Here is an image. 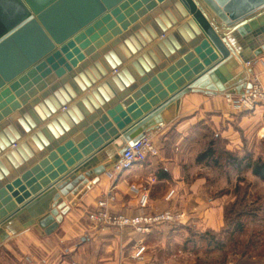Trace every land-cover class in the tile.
Wrapping results in <instances>:
<instances>
[{
    "label": "water",
    "instance_id": "obj_1",
    "mask_svg": "<svg viewBox=\"0 0 264 264\" xmlns=\"http://www.w3.org/2000/svg\"><path fill=\"white\" fill-rule=\"evenodd\" d=\"M184 42L193 49L185 53ZM175 50L184 57L116 103L115 95L135 89L133 79L142 84L155 64L165 67V56L174 60ZM263 53L264 0H0V244L30 226L53 232L127 145L168 121L164 110H177L189 92L251 88L246 73L232 80L242 70L237 63ZM85 117L90 125L26 170L33 153L42 157ZM14 169L21 177L1 185Z\"/></svg>",
    "mask_w": 264,
    "mask_h": 264
},
{
    "label": "crops",
    "instance_id": "obj_2",
    "mask_svg": "<svg viewBox=\"0 0 264 264\" xmlns=\"http://www.w3.org/2000/svg\"><path fill=\"white\" fill-rule=\"evenodd\" d=\"M145 15H150V11ZM141 19L142 17L138 18L136 23ZM186 19L187 17H184L181 21ZM181 21L171 29H175ZM155 41L142 47L139 52L151 47ZM183 47L186 49L185 53L193 49L186 42L183 43ZM175 53L174 60H169L166 56L161 60L166 63L164 68H159L155 64L156 69H151L142 84L138 79H133V83L136 84L135 89L131 91L126 88L123 94L115 95L116 103L128 99L143 83H147L152 76H155L156 72L166 70L184 57L179 51L175 50ZM129 61L130 59L124 63ZM183 65H186V61ZM248 67L252 69V73L246 71ZM177 69L175 67V70ZM237 69L239 72L237 71L233 81L246 73L249 80L257 77L264 86V53L251 64L238 61ZM107 77L108 75L101 80ZM90 89L82 92L77 99L87 94ZM106 108H108L107 104L97 106L96 113L93 112L94 119L104 115ZM231 110L227 105L225 94L207 95L189 92L183 95L177 110L175 106H171L161 113L168 121L146 133L158 147L156 156L149 157L145 162L133 165L118 174H114L111 169L99 175L98 181L74 205L69 206L58 227L50 234H44L40 228L31 226L21 229L16 234H10V237L0 244V264H4L5 257L9 264H64L72 260L85 264H192L180 261L185 253L184 245L179 247L178 239L182 235L181 232L191 227L197 230H218L223 226L225 203V199L220 195V197L203 199L202 163L195 162V155L200 149L193 156L192 150L190 151L196 143L193 139V131L202 121L203 115H210L213 123L218 124L220 120L233 113ZM84 119L85 124L75 125V132L71 135L67 133L63 142L53 139V142L45 146L42 157L33 153V164L27 165L24 162L26 170L47 157V154L59 145L72 140L92 123L86 117ZM130 124H126L124 128ZM115 142L119 143V140ZM108 158L103 161H107ZM12 172L14 173L12 178L3 176L1 185L21 177L22 172L16 169ZM47 176L48 174H44L43 177ZM108 192L115 196L114 202L110 205V210L114 213L131 217L155 215L170 210L183 212L185 217L178 222L142 223L141 229L135 226L102 227L90 221L86 214L93 208L97 199ZM143 192L147 193L148 199L146 204L141 206L138 196ZM66 204L68 205L67 202ZM11 224L21 226L20 221L16 220ZM140 246L144 248L143 252L140 257H135L134 254Z\"/></svg>",
    "mask_w": 264,
    "mask_h": 264
},
{
    "label": "rangeland",
    "instance_id": "obj_3",
    "mask_svg": "<svg viewBox=\"0 0 264 264\" xmlns=\"http://www.w3.org/2000/svg\"><path fill=\"white\" fill-rule=\"evenodd\" d=\"M231 111L233 113L218 124L213 123L210 115L202 116V121L193 131L196 143L190 149L192 156L212 141L222 156L231 152L240 157H263L264 107L252 111ZM201 168L203 199L219 195L225 199L223 226L218 230L184 229L178 239L179 247L184 245L185 251L180 261L192 264H264V181L246 168L237 171L234 166L219 169L204 164ZM236 222L243 224L244 231L235 235L241 240L234 245L228 239ZM209 235H214L210 244L206 240ZM248 239L256 241L255 244H247ZM215 242L223 247H216ZM4 264H9L7 257Z\"/></svg>",
    "mask_w": 264,
    "mask_h": 264
},
{
    "label": "built area",
    "instance_id": "obj_4",
    "mask_svg": "<svg viewBox=\"0 0 264 264\" xmlns=\"http://www.w3.org/2000/svg\"><path fill=\"white\" fill-rule=\"evenodd\" d=\"M251 88L244 90L240 94L227 95L226 102L229 108L233 110L252 111L258 107H264V86L259 82L257 77L250 80ZM158 154V147L153 142L150 135L145 134L131 145H127L118 162L112 169L114 174L131 168L133 165L145 162L149 157ZM148 195L143 192L138 196L139 204L144 206L147 202ZM115 196L111 192L102 195L97 199L92 209L87 211V218L102 227H124L135 226L141 229L142 223H156L161 221L178 222L185 217L183 212L165 210L155 215H135L126 216L120 213H114L110 210V205L114 202ZM143 247L137 248L134 256L140 257ZM64 264H85L79 261H68Z\"/></svg>",
    "mask_w": 264,
    "mask_h": 264
},
{
    "label": "trees",
    "instance_id": "obj_5",
    "mask_svg": "<svg viewBox=\"0 0 264 264\" xmlns=\"http://www.w3.org/2000/svg\"><path fill=\"white\" fill-rule=\"evenodd\" d=\"M195 162L216 167L219 169L228 166H234L236 167L237 171H241L246 168L249 169L253 175L257 176L258 178L264 181V155L263 157L252 158L250 155H244L240 157L231 152H227L222 156L221 153L220 154L217 153L213 142L209 141L204 148L200 149L196 153ZM243 231L244 228L242 223L240 222L234 223V229L232 231L233 233L232 236L228 239V241H230V243H232L233 241L234 245L239 244L241 239L240 240L236 239L235 235L241 234ZM206 238H207L206 240H208L207 241L208 244L214 241V235H209ZM246 242L247 244L254 245L256 241L248 239L246 240ZM215 243H216V247L218 248L223 247L221 244H218V242Z\"/></svg>",
    "mask_w": 264,
    "mask_h": 264
}]
</instances>
